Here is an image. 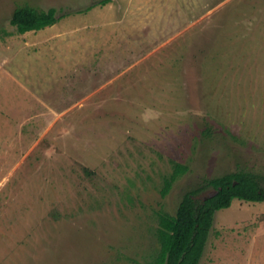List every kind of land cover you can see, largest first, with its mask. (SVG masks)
I'll list each match as a JSON object with an SVG mask.
<instances>
[{
  "label": "rangeland",
  "instance_id": "1",
  "mask_svg": "<svg viewBox=\"0 0 264 264\" xmlns=\"http://www.w3.org/2000/svg\"><path fill=\"white\" fill-rule=\"evenodd\" d=\"M99 1L0 0V264H145L205 180L264 190V0ZM25 6L58 21L19 33ZM199 264H264V201L218 210Z\"/></svg>",
  "mask_w": 264,
  "mask_h": 264
},
{
  "label": "trees",
  "instance_id": "2",
  "mask_svg": "<svg viewBox=\"0 0 264 264\" xmlns=\"http://www.w3.org/2000/svg\"><path fill=\"white\" fill-rule=\"evenodd\" d=\"M108 1L100 0L99 4L105 5ZM57 21L58 17L54 11H39L30 6L15 9L10 19V23L19 33L40 30ZM169 161L172 164V172L164 178L160 190L163 197L176 179L188 171L187 165L172 159ZM259 180V175L246 170L205 180L207 186L217 190L215 195L198 197L203 188L193 189L183 195L175 214L158 211L155 237L159 247L152 259L145 264H199L212 228L214 214L230 207L234 199L264 201V190Z\"/></svg>",
  "mask_w": 264,
  "mask_h": 264
},
{
  "label": "water",
  "instance_id": "3",
  "mask_svg": "<svg viewBox=\"0 0 264 264\" xmlns=\"http://www.w3.org/2000/svg\"><path fill=\"white\" fill-rule=\"evenodd\" d=\"M216 193H217V190H212L211 192H209V193L207 194L206 197H211V196L215 195Z\"/></svg>",
  "mask_w": 264,
  "mask_h": 264
}]
</instances>
